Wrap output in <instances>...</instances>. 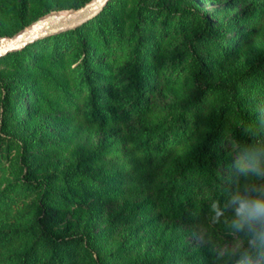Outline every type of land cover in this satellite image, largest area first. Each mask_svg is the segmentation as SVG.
Wrapping results in <instances>:
<instances>
[{"label":"trees","instance_id":"1","mask_svg":"<svg viewBox=\"0 0 264 264\" xmlns=\"http://www.w3.org/2000/svg\"><path fill=\"white\" fill-rule=\"evenodd\" d=\"M12 1L16 16L23 18L26 0ZM87 1L70 0V7L77 9ZM120 3L121 0H109L83 24L36 38L26 43L23 51H9L0 59L26 54L31 47L44 43L50 44V57L66 51L68 46L69 50L74 48L75 113L89 125H132L122 137L127 145L122 154L81 173L88 183L78 184L80 196L75 204L83 206L96 198L138 200L124 216L154 212L151 219H162L198 234L201 245L186 252L179 248L164 258L149 261L136 257L124 240L105 251L91 235H71L53 215L55 200L62 198L64 190L53 188L49 176L32 178L29 169L21 168L20 163L4 168L7 146L17 143L0 136V176H4L0 184V264H264V238H258L247 225L238 228L239 218L231 221L232 228H223L221 222L223 211L234 197L229 198V183L242 186L243 172L253 177L259 173L264 183V112L258 109L264 94V51L226 78L210 79V63L205 65L199 53L205 46L216 52V38L221 33L218 25H212L190 5L175 12L168 4L155 21L158 8L148 0H134L132 25H126L113 11ZM89 28L101 42H109L111 52L124 43V60L115 71L122 82L118 92L110 86V60L100 61L88 50L83 33ZM170 30H189L192 36L181 41V51L167 64L175 62L179 55L187 56L186 66L180 65L179 60L175 62L178 69L187 68L194 79L204 83L185 99L163 104L164 118L147 121L150 88L158 79L155 67L142 63L151 61L157 42ZM95 75L103 77L96 79ZM15 79V75L0 79L2 112L11 117L21 116L22 98L28 96L25 83H19L21 91L13 93L10 85L15 84ZM241 88L258 101L246 107L237 95ZM116 93L121 94L123 102L112 113L107 105ZM22 113L26 114L27 109ZM227 114L232 125H226ZM230 142L236 148L233 153L240 154L243 162L258 173L242 163L232 167V157L224 153ZM69 174L61 173L64 186ZM256 187L253 184L235 196L251 200L260 190ZM124 220L125 217L121 222ZM231 232L243 243L230 253L226 241L235 236ZM224 234L228 236L225 241Z\"/></svg>","mask_w":264,"mask_h":264},{"label":"rangeland","instance_id":"2","mask_svg":"<svg viewBox=\"0 0 264 264\" xmlns=\"http://www.w3.org/2000/svg\"><path fill=\"white\" fill-rule=\"evenodd\" d=\"M26 2V15L19 19L15 14L13 1L0 0V37H11L48 14L75 10L70 7V0ZM148 2L158 8L155 21L161 18L162 9L168 4L172 5L175 12H181L184 7L190 5L193 10L203 14L212 25L221 28V33L216 38L218 45L216 52L220 53L222 49V55L216 54L206 46L199 53L204 57L205 65L210 63V69L207 71L210 79L226 78L247 60L264 51V0H148ZM133 4L134 0H121L119 7L113 8L118 19L123 20L126 25H132ZM83 36L88 50L94 57L100 61L105 58L110 60L113 75L110 86L118 92L122 82L121 76L115 71L124 60V43L116 45L111 52L109 42L106 44L101 42L90 28L84 31ZM191 36L192 32L189 30L167 32L161 41L157 42L150 57L151 61L142 63L144 66L155 67L158 79L150 88L151 100L148 102L145 116L147 121L154 122L164 118L161 109L163 104L185 99L197 86L203 85L204 80L194 79L187 68L178 69L175 62L179 60L180 65L186 66L187 56L179 55L175 62L167 64L173 55L181 51V41ZM106 40H109V37H106ZM49 47L50 44L44 43L41 47H31L26 54L5 55L0 59V79L15 75L16 79L13 80L15 84L10 85L13 93L21 91L19 83H25L28 91V96L22 98L19 108L21 116L19 114L17 117H11L6 112L3 114L1 105L3 96L0 93V136H8L17 143L7 146L8 155L4 168L20 163L21 168L29 169L32 178L49 176V183L53 188L64 190L62 198L56 199L53 205V215L59 226L66 228L71 235L84 237L91 235L95 244L100 245L105 251L111 250L118 241L124 240L131 245L136 257L152 261L164 258L166 254L179 248L180 251L186 252L201 245L198 234L190 233L185 228L162 219H151L154 212L144 211L131 217L124 216L135 207L138 200L106 201L96 198L87 201L83 206L75 204L80 196L78 184L88 183V179L81 173L89 172L109 158L122 154L127 148L122 137L132 125L120 123L99 126L84 123L75 113L77 101L74 48L69 50L68 46L66 51H59L50 57ZM15 51L21 52L23 47ZM95 77L98 79L103 76ZM116 94L118 95H112L108 100L107 106L112 113L116 112L123 102L121 94ZM237 95L242 97L246 107L258 101L256 96H248L243 88L237 91ZM262 96L258 109L264 112V94ZM25 109L27 113L23 115ZM225 122L227 126L232 125L233 121L229 114L225 116ZM235 149L231 142L227 143L224 149V153L232 157V167L242 163L258 173L253 166L243 162L240 154L233 153ZM20 157L21 162L18 161ZM62 172L70 173L66 178V186L61 180ZM242 176L244 178L242 186L236 182L229 183V198L257 184L255 189L260 190L252 199L262 200L264 183H261V175L258 173L253 177L243 172ZM3 179L4 176H0V184ZM238 206V203L231 202L225 208L221 219L223 228H232L231 221L238 219L235 213ZM124 217V222H121ZM109 222H112L111 231L108 230ZM230 234L235 235L234 232ZM227 237L224 234L223 241ZM242 243L243 241L236 235L229 238L226 241L228 252H233ZM250 264L258 263L253 261Z\"/></svg>","mask_w":264,"mask_h":264},{"label":"water","instance_id":"3","mask_svg":"<svg viewBox=\"0 0 264 264\" xmlns=\"http://www.w3.org/2000/svg\"><path fill=\"white\" fill-rule=\"evenodd\" d=\"M109 0H90L83 6L43 16L11 37H0V56L23 47L36 38L77 26L96 15Z\"/></svg>","mask_w":264,"mask_h":264},{"label":"clouds","instance_id":"4","mask_svg":"<svg viewBox=\"0 0 264 264\" xmlns=\"http://www.w3.org/2000/svg\"><path fill=\"white\" fill-rule=\"evenodd\" d=\"M232 203H238L235 208L236 216L239 218L236 226L238 228L247 225L254 230V234L258 238H264V200L261 199H241L239 196H234ZM217 215H220L217 212ZM257 225L259 231H256Z\"/></svg>","mask_w":264,"mask_h":264}]
</instances>
